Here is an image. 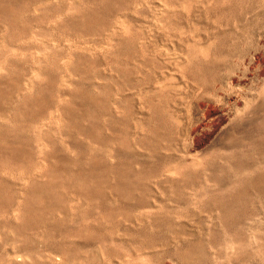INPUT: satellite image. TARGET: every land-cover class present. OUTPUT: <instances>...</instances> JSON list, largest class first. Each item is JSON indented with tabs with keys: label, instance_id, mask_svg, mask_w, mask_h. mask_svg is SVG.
Returning <instances> with one entry per match:
<instances>
[{
	"label": "rangeland",
	"instance_id": "1",
	"mask_svg": "<svg viewBox=\"0 0 264 264\" xmlns=\"http://www.w3.org/2000/svg\"><path fill=\"white\" fill-rule=\"evenodd\" d=\"M0 264H264V0H0Z\"/></svg>",
	"mask_w": 264,
	"mask_h": 264
},
{
	"label": "bare ground",
	"instance_id": "2",
	"mask_svg": "<svg viewBox=\"0 0 264 264\" xmlns=\"http://www.w3.org/2000/svg\"><path fill=\"white\" fill-rule=\"evenodd\" d=\"M38 9V8H37ZM21 43V42H20ZM6 64V63H5ZM63 65V64H62ZM62 67V66H61ZM5 74V73H4ZM37 79V78H36ZM28 85H30L29 84V80H28V83H25V87L27 88L28 87ZM50 116V115H49ZM37 123V122H36ZM45 123V122H44ZM172 147V146H171ZM169 149H171V148H169ZM176 149V148H175ZM75 158V157H74ZM177 159V158H176ZM178 160V162L180 163V161H179V159H177ZM181 160V159H180ZM184 162V161H183ZM167 164V163H166ZM183 164V163H182ZM163 165V164H162ZM168 166V165H167ZM175 166V165H174ZM160 167V166H159ZM170 167V166H169ZM161 169H163L162 167H161ZM170 169H168L167 167H165L162 171H161V173L159 174V179H156L155 178V180H154V183L155 184H159L160 182H161V179H166L167 180V173L168 172H170L169 171ZM245 170V169H244ZM253 170V169H252ZM252 170L250 171H248V172H240L241 173V176H239V177H241L240 179L241 180H243V181H247V183H249L250 182V180H251V176L249 175L250 174V172H252ZM254 172V171H253ZM244 173V174H243ZM155 174H157V173H155ZM154 175V174H153ZM237 175H239V173L237 174ZM160 176H165L164 178H160ZM157 177V178H158ZM167 177V178H166ZM154 179V178H153ZM236 179H237V177H236ZM239 179V178H238ZM239 179V180H240ZM166 180H164V181H166ZM173 180V179H172ZM163 181V180H162ZM174 181V180H173ZM228 181H230V178L228 179ZM233 182L232 183H234V180H232ZM173 184V183H172ZM227 186H228V184H227ZM78 203V202H77ZM223 205H225V204H223ZM163 207V206H162ZM63 211H64V213H66V211L68 210V212H69V214H75V212H74V210H76V208H77V204H76V202H74V200L73 201H71V202H69V204L68 205H66V207H65V205L62 207H60ZM61 210V212H63ZM90 211V210H89ZM77 213V212H76ZM86 213V212H85ZM14 214V213H13ZM54 214V213H53ZM88 214V213H87ZM84 215V214H83ZM86 215V214H85ZM8 217V216H7ZM93 217V216H92ZM81 218V217H80ZM74 220V219H73ZM89 222V221H88ZM55 227H60V224H59V222L58 223H56L55 225H54ZM86 226V225H85ZM85 226H84V228H85ZM89 226L90 225H88L87 224V226H86V228H89ZM65 227V226H64ZM63 228V227H62ZM227 243V242H226ZM232 247L233 246V242H231L230 240L228 241V243H227V246L226 247ZM9 252V251H8ZM9 254V253H8ZM128 260V259H127Z\"/></svg>",
	"mask_w": 264,
	"mask_h": 264
}]
</instances>
